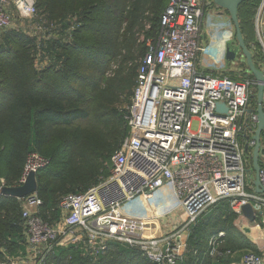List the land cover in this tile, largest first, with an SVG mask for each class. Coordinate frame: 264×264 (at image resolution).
<instances>
[{
    "label": "built area",
    "instance_id": "2783aa9c",
    "mask_svg": "<svg viewBox=\"0 0 264 264\" xmlns=\"http://www.w3.org/2000/svg\"><path fill=\"white\" fill-rule=\"evenodd\" d=\"M217 9L213 0L169 1L157 41L147 40L139 60L125 116L128 135L112 157L109 176L82 193L64 195L59 203L61 217L52 224L39 213L41 200L35 194L25 197L21 215L26 253L0 259V264H43L55 245L79 243L87 255L97 257L110 242L135 247L155 264H175L185 251L191 225L219 200H231L240 230L245 227L240 224L242 204L250 202L256 213H264V194L254 191L248 174L258 125L257 81L230 77L229 70L246 69L230 67L225 43L218 60H203L212 48L204 40L205 13ZM37 11L35 0H0V36L11 25L13 12L30 20ZM253 31V46L264 66V0L256 5ZM216 69L218 73L213 72ZM262 94L264 111V82ZM217 102L226 111H217ZM259 163V183L264 187V130ZM47 164L45 157L30 152L17 185ZM2 186H6L3 179ZM166 200L175 202L166 213L139 212L140 207L148 208L149 201ZM134 205L137 212L133 213ZM175 209L185 214V221L163 231L159 218ZM223 236L220 231L209 239L210 257L223 254L219 249ZM259 251L231 264H264V247Z\"/></svg>",
    "mask_w": 264,
    "mask_h": 264
},
{
    "label": "trees",
    "instance_id": "16d2710c",
    "mask_svg": "<svg viewBox=\"0 0 264 264\" xmlns=\"http://www.w3.org/2000/svg\"><path fill=\"white\" fill-rule=\"evenodd\" d=\"M169 1L35 0L38 11L30 21L38 26L46 20L45 34L38 37L11 25L1 33L0 180L17 185L27 155L45 157L48 164L36 172L35 196L41 200V217L50 224L61 217L64 195L82 193L109 176L112 157L128 135L125 116L139 60L147 40L157 41ZM258 2L244 0L237 16L259 69L260 53L253 46ZM112 62L117 68L107 76ZM239 73L230 77H253L246 70ZM248 167V174L254 173L251 159ZM24 199L0 194V259L26 253ZM238 215L230 199L204 210L191 225L175 264H231L246 253L259 254V247L235 225ZM220 231L223 254L210 257L209 239ZM43 264L155 263L135 247L110 242L97 257L87 255L81 243L55 245Z\"/></svg>",
    "mask_w": 264,
    "mask_h": 264
},
{
    "label": "water",
    "instance_id": "95a60500",
    "mask_svg": "<svg viewBox=\"0 0 264 264\" xmlns=\"http://www.w3.org/2000/svg\"><path fill=\"white\" fill-rule=\"evenodd\" d=\"M213 1H214V4L218 8L222 10H226V12H228L230 21L233 24L235 39L237 42L236 46L225 43L224 45L225 60L228 62L233 61L235 59L236 50H240L241 54L245 58L246 71L249 72L257 81L256 101L258 104L257 106L258 125H257V130L254 135L256 144L252 151V167L254 170L253 187L256 193L264 194V187L260 185L259 178H258V172L260 169V163H259L260 135L264 130V111L262 107L264 76H263L262 71L254 65L251 52L247 49L245 42H244V38L240 30L237 11H238V6L244 0H213ZM223 13H225V11ZM219 50H220L219 46L212 47L209 51V56L215 60H218ZM216 110L226 111V108L222 102H217ZM36 190H37L36 173L30 172L27 175L25 181L21 185L2 186L0 189V194L9 196V197H14L17 199H22L29 195L35 194ZM240 212L242 216L248 221V225L243 229V232L249 233L250 225L256 222V218L262 212L258 211L256 213V211L254 210L250 202H246L242 204L240 207Z\"/></svg>",
    "mask_w": 264,
    "mask_h": 264
},
{
    "label": "rangeland",
    "instance_id": "374dc122",
    "mask_svg": "<svg viewBox=\"0 0 264 264\" xmlns=\"http://www.w3.org/2000/svg\"><path fill=\"white\" fill-rule=\"evenodd\" d=\"M218 8V7H217ZM212 12H206L205 13V19L206 21L208 20V17H212L214 20L212 22V26L215 29V32L218 34L219 39H221L222 41H228L227 44H231L233 46H236V39H235V34L232 30L231 27V23H230V18L224 13L222 15H218L217 17L213 16L211 14ZM43 25H33L31 24L32 21L20 16L19 14H17L16 12H13V17H12V22H11V26L16 28V29H20L21 31L27 32L31 35H37L38 37L41 36L42 34H45L47 31V28L44 26V23H46V20L42 21ZM37 26V27H35ZM205 26V25H204ZM35 27V28H34ZM205 29V27H204ZM228 29H231L230 32L231 34H227L225 36L224 32ZM206 32V31H205ZM142 38V37H141ZM232 41V42H231ZM226 44V45H227ZM228 63V62H227ZM232 63V64H231ZM230 63V67H233L234 64L239 65L241 67H244L245 65V58L244 56L241 54L240 50H236V54H235V60L231 61ZM242 63L244 65H242ZM257 66L259 67V69L261 71H263V64L260 60L257 61ZM117 66L116 63H111L110 65V69L108 70V72L110 74H107V76L112 75L113 72L116 70ZM201 68H203L201 66ZM218 73L219 70L216 69V71H213ZM229 75H238L237 73H228ZM125 105V104H124ZM252 171L249 172V175L252 177H254V173H251ZM148 208H142L140 207L139 212L141 213H145L147 211H152L154 214L158 215L160 213H166L170 210H172L175 206V202L172 200H166V201H149L148 202ZM139 205V204H138ZM137 205H134V209L131 210L133 213L137 212L136 208ZM264 211V209H262ZM263 217H261V220L257 221L254 224H251V227H254L255 225H259V227H257L256 229H258L259 232H261L264 235V213L262 214ZM185 221V214L179 210V209H175L170 215L165 216V217H160L159 218V225L161 226L162 230L165 231L167 229H173V228H177L179 226H181V224H183V222ZM243 224L244 225H248V221L246 219H243ZM240 223V222H239ZM242 224V223H240ZM243 231V230H242ZM253 236V235H252ZM260 243V242H259ZM259 247H263L262 244H258ZM235 261V262H239Z\"/></svg>",
    "mask_w": 264,
    "mask_h": 264
},
{
    "label": "crops",
    "instance_id": "0c3cea01",
    "mask_svg": "<svg viewBox=\"0 0 264 264\" xmlns=\"http://www.w3.org/2000/svg\"><path fill=\"white\" fill-rule=\"evenodd\" d=\"M216 12H212L211 14L213 15V16H215V17H217L218 15H222V14H224L223 12V10L222 9H220V8H218L217 10H215ZM213 18L212 17H208V20H207V22H206V24H205V29H204V40H205V44L206 45H208L209 46V48L210 47H215V46H219L220 47V49H221V47L223 46V44L224 43H228V41L226 40H224V41H222L221 39H219V36H218V34L215 32V29H214V27L211 25L212 24V22H213ZM208 22H209V24H208ZM230 30L231 29H228V30H226L225 32H224V34H225V36L227 35V34H231V32H230ZM232 30H233V28H232ZM206 31V32H205ZM232 42V41H231ZM209 56V55H208ZM207 56V54H205V56L203 57V60L205 61V62H207V63H211L210 61V56L208 57ZM222 62V61H221ZM222 65H224L225 67H226V63L225 62H223L222 63ZM221 65V66H222ZM243 219H245L244 217L243 218H241L240 220V222L241 223H243L242 221H243ZM247 225H245V227H246ZM244 227V228H245ZM257 227H259V226H254V227H251L250 226V232L249 233H246L247 235H248V237L259 247V245L258 244H262V246L264 247V235L261 233V232H259L258 231V229H256ZM243 228V229H244ZM253 235V236H252ZM260 242V243H259ZM262 247V248H263ZM259 248H261V247H259ZM233 263V262H232ZM238 263V262H237Z\"/></svg>",
    "mask_w": 264,
    "mask_h": 264
}]
</instances>
